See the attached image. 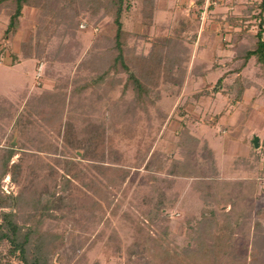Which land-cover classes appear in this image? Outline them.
Instances as JSON below:
<instances>
[{"label":"rangeland","instance_id":"374dc122","mask_svg":"<svg viewBox=\"0 0 264 264\" xmlns=\"http://www.w3.org/2000/svg\"><path fill=\"white\" fill-rule=\"evenodd\" d=\"M260 1L123 0V56L140 87L110 65L111 0H37L7 34L0 13V216L39 224L45 264H256L264 68L243 52L260 20L264 39ZM69 13L72 61L50 55L69 39L54 32ZM204 216L200 241L190 232ZM9 248L0 242V264H22Z\"/></svg>","mask_w":264,"mask_h":264},{"label":"trees","instance_id":"16d2710c","mask_svg":"<svg viewBox=\"0 0 264 264\" xmlns=\"http://www.w3.org/2000/svg\"><path fill=\"white\" fill-rule=\"evenodd\" d=\"M37 0H0V13L3 11L5 14L8 15V23H7V32H9V29L11 31L15 30L19 18L22 15V10L25 5L36 3ZM43 1L44 8H49L51 6L52 2L54 3L55 0H39ZM112 4L116 7V23H117V28H116V33L114 36V43L112 45V48L115 47L117 49V54L114 55L111 58V66H116L120 65L123 70L128 74V80L134 82L133 84L138 86L139 83L136 82V77L133 73V71L130 70V68L127 66L125 57L123 56V42L124 40V34L126 36V33L122 30L121 28V22L119 21V15L122 11V3L123 0H111ZM260 8V11H263L264 9V0H261L259 2V5L257 6ZM261 18V17H260ZM78 18L76 13H69L67 15V18L60 17V19L57 21V24L55 25V34H58L59 30L62 28V32H60V35L63 36H69V39L64 41V38H61L59 43L55 46V49L50 53V55H53L52 57H57L58 59L61 60H69L72 61L75 57L77 52L76 50H73V48H76L79 46L72 40V38L75 37V32L76 29L78 28ZM234 23V21H233ZM237 23V22H236ZM260 28L255 34V44L253 48H249L244 50V59H250L251 57H254L256 62L259 63L263 68H264V39H263V28L261 25V20H260ZM47 33V32H46ZM53 32L51 31L49 34H52ZM40 32H38V35ZM45 33H43L44 35ZM72 37V38H71ZM124 40V41H123ZM173 49V58H176L178 55L182 56V51L177 50L175 47ZM61 54V55H59ZM245 63V62H244ZM107 75V70L97 73L96 78L99 81L104 80V78ZM140 87V85H139ZM1 109L5 110V106L3 104H0ZM13 151H9L8 156L5 157L4 159V164H6L9 161L10 154L12 155ZM3 176V172L0 174V179ZM3 196L0 194V197ZM14 202V200L12 201ZM15 213V214H14ZM259 216L264 218V213H258ZM245 215L243 214V217ZM16 212H4L1 213L0 216V242L3 240H7L10 248L9 252L11 254L17 255L19 261L22 264H45L46 261L43 260L42 258L45 259V256H48L47 253H45L44 256H41V252L39 250V244H41V241L43 239V234L41 231L38 229V225H33V226H28L26 227L25 230H21V226L18 225L16 222ZM211 220L210 217H205L204 219L199 221L198 226L196 228H193L190 233L194 236V238H198V240L201 239V237L205 234H207L206 231V224ZM213 220V219H212ZM260 224L259 222H256V227L259 228ZM258 230V229H257ZM166 232V230H164ZM233 233L231 232V235ZM213 238V237H211ZM201 241V240H200ZM200 241L191 248L193 252H200L202 249L203 244L200 243ZM219 241V240H218ZM226 242V240H225ZM220 243V241H219ZM227 244V242H226ZM255 244L257 245V253L252 255L253 262L256 264H264V237L260 239H256ZM191 247V246H189ZM224 248V245L222 246ZM160 248L163 249V246H160ZM188 252V249H186ZM213 251L211 252L213 255L216 254V252H219L222 255L227 254L226 249H218L219 251L212 249ZM190 253V252H189ZM215 256V255H214ZM163 261V260H162ZM161 264V263H160ZM214 264H217V262L214 261Z\"/></svg>","mask_w":264,"mask_h":264},{"label":"water","instance_id":"95a60500","mask_svg":"<svg viewBox=\"0 0 264 264\" xmlns=\"http://www.w3.org/2000/svg\"><path fill=\"white\" fill-rule=\"evenodd\" d=\"M252 143L254 144V147L258 146V136L256 135L253 136Z\"/></svg>","mask_w":264,"mask_h":264},{"label":"crops","instance_id":"0c3cea01","mask_svg":"<svg viewBox=\"0 0 264 264\" xmlns=\"http://www.w3.org/2000/svg\"><path fill=\"white\" fill-rule=\"evenodd\" d=\"M16 67V66H15ZM16 70V68H14Z\"/></svg>","mask_w":264,"mask_h":264},{"label":"built area","instance_id":"2783aa9c","mask_svg":"<svg viewBox=\"0 0 264 264\" xmlns=\"http://www.w3.org/2000/svg\"><path fill=\"white\" fill-rule=\"evenodd\" d=\"M9 192V191H8Z\"/></svg>","mask_w":264,"mask_h":264}]
</instances>
